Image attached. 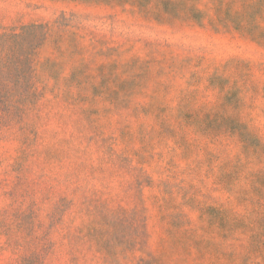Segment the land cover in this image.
<instances>
[{
    "label": "rangeland",
    "instance_id": "374dc122",
    "mask_svg": "<svg viewBox=\"0 0 264 264\" xmlns=\"http://www.w3.org/2000/svg\"><path fill=\"white\" fill-rule=\"evenodd\" d=\"M0 264H264V0H0Z\"/></svg>",
    "mask_w": 264,
    "mask_h": 264
}]
</instances>
